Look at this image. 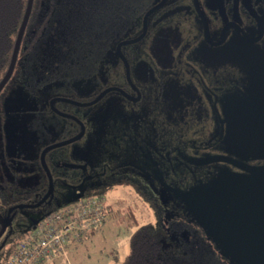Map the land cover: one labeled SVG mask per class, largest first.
I'll use <instances>...</instances> for the list:
<instances>
[{"label": "flooded vegetation", "instance_id": "flooded-vegetation-1", "mask_svg": "<svg viewBox=\"0 0 264 264\" xmlns=\"http://www.w3.org/2000/svg\"><path fill=\"white\" fill-rule=\"evenodd\" d=\"M167 1L147 16L146 32L141 41L148 31L154 28L151 24L149 27L150 15L165 6ZM188 1L189 11L184 13V20L188 24L186 28L190 33L178 39L171 56L154 53L156 49L146 50L147 59L143 62L144 81L133 77L132 55L134 54L123 52L121 48L125 45H122L120 51L129 69V77L126 76L125 64L116 52V45L123 40L116 41L110 49V53L116 56L123 66L124 72L119 75L120 82L113 85L105 83L99 92L86 101L73 99L70 97V92L75 89L78 79L86 81L91 75L85 77L81 69L78 73L79 69L75 67L64 69L66 68L64 66L58 69L57 64L51 65L49 59L42 58L39 50H34L31 58L21 61L24 65L17 70L20 74L11 75L12 79L10 77L2 88L0 97L8 92L6 88L12 85L14 79H17L16 88H19L20 92L21 90L26 92L35 106L30 109L6 111L7 109L1 108L0 103V194L12 200L7 210L0 205L2 219L7 216L12 218L0 236V264H3L6 254L16 242L14 229L18 226V221H14L17 210L28 208L15 207L20 205L17 203V198L30 194L38 195V199L29 204V206L34 205L49 193L51 185L52 191L49 197L39 206L29 207V209L43 205L50 207L57 187L75 188L84 184L86 176L83 171L86 170L87 164L81 163L79 154H77L76 162L73 160L67 162L62 153L54 151L80 140L85 135L87 116L73 114L71 112L73 107L75 106L78 110L88 109L113 92L127 103H139L145 94L152 98V95L156 94L153 87L159 82L160 77L162 78L164 74L166 76L171 71L177 74L183 64L191 67V71L194 70V75L190 77L203 78L212 75L217 80L227 77L237 79L240 90L233 91L230 95L237 94L236 97L240 98V108L232 106L230 110L226 101L228 97L224 95H229V92L224 94L223 91L215 92L216 95L221 94L222 110L220 112L215 109L205 110L203 122H199L198 125L204 126L209 131V140L214 144L205 148L204 158L197 157L200 152L195 146L190 149L189 155L195 161H200V164L219 163L217 165L224 167L210 166L211 169L194 176V182L190 183L196 198H201L202 192L207 195V200L199 203L201 210L204 211L205 226H196L194 230L195 226L178 219L170 223L171 230L179 242L196 233L202 237L213 238L221 254L226 251L218 242L207 220L226 214H240L243 218L249 214V217L255 218L253 220L257 219L256 223L252 222L253 225H249L244 221L241 223L242 227H247L250 231L253 227L256 236H264V226L258 223L260 220L258 217L262 216L264 219V0H219V4L216 0H209L212 8L210 13L206 10V1L197 0L200 12L195 8L194 0ZM150 8L138 17L141 18L138 35L143 31L142 20ZM194 24L196 28H193ZM232 43L233 45L230 46ZM52 51L50 48V56ZM58 61L56 59V62ZM78 62L79 60L75 61L76 64ZM63 70L67 72L64 73ZM93 75L97 76L95 73ZM98 79L99 82L100 78ZM108 88L112 89L97 102L86 106L81 105L92 102ZM138 95L139 99L134 100ZM239 109L241 112H238ZM124 110L126 109H122L121 114H132ZM11 117L15 118L10 119ZM82 126L84 131L81 136L62 144L64 141L77 137L81 133ZM234 130L235 141L230 140ZM69 132L73 133L66 135ZM227 143L231 145L230 149L225 148ZM41 155H43V162ZM134 167L131 166V168ZM62 168L70 170L67 172L68 175L64 174ZM114 168H119V165L111 169ZM135 169L139 177L136 183H145L148 173L143 166L135 167ZM68 179L76 183L69 184ZM59 183L65 186H59ZM173 195H177L175 190ZM192 204L196 206L195 202ZM11 208L13 209L8 213ZM27 229L22 228L21 232ZM262 254H264V245L249 258Z\"/></svg>", "mask_w": 264, "mask_h": 264}, {"label": "rangeland", "instance_id": "rangeland-1", "mask_svg": "<svg viewBox=\"0 0 264 264\" xmlns=\"http://www.w3.org/2000/svg\"><path fill=\"white\" fill-rule=\"evenodd\" d=\"M201 1H206V10L210 13L212 8L209 0ZM188 2L168 0L165 6L150 15L149 27L151 24L154 28L148 31L144 39L123 45V52L134 54L133 77L140 81L145 80L143 62L147 59V49H156L154 53L171 56L178 39L190 33L184 20V13L189 11ZM140 21L141 18H137L122 40L139 36ZM192 26L196 28L195 24ZM232 45L233 43L230 44ZM123 72L119 59L108 52L95 72L97 76L91 75L86 81L78 79L70 97L86 101L99 92L105 83L113 85L120 82L119 75ZM194 73L191 67L183 64L177 74L173 71L166 76L164 74L163 79L160 77L153 87L156 94L152 95V98L145 94L139 103H127L113 92L88 109L78 110L74 106L71 111L73 114L87 116L85 135L80 140L54 151L62 153L67 162H76L79 154L81 163L87 164L86 170L83 171L86 176L84 184L75 188L57 187L53 193L51 207L43 205L35 209L17 210L14 222L18 221V226L14 229V241L18 239L22 228L36 227L55 208L62 209L87 196L89 192H94L92 195L96 196L99 190H102L100 195L108 208L105 221L103 220L99 229L83 233L75 240L66 241L64 253L68 263L61 258L56 264H120L129 251L130 235L137 227L132 225L131 219L128 220L130 212L139 226L149 223L158 228L163 247L169 253L176 251L180 245L170 227L173 220L176 222L179 219L195 226L194 230L196 226H205L204 211L199 203L207 200V195L202 192V197L196 198L190 183L194 182V176L211 169L210 166H224L217 165L219 163L200 164V161H195L189 153L195 146L200 152L197 157L204 158L205 148L214 144L209 140V131L198 125L203 122L205 110H222L221 94L216 95L215 92H229V95H224L228 97L226 101L230 110L236 106L240 108V98L236 97L237 94L230 95L233 91L238 92L240 85L237 79L231 77L220 80L212 75L203 78L190 77ZM19 74L18 71L15 73L16 76ZM16 81L17 79H14L12 85L6 88L8 92L0 97L1 108L7 109L6 111L30 109L35 106L26 92H20V89L16 88ZM122 109L132 114H121ZM13 118L15 117L10 119ZM235 139L234 130L230 140ZM225 148L230 149L231 145L227 143ZM116 165H119V168L111 169ZM131 166H143L148 173L145 183H136L139 177L135 167ZM62 169L64 174L68 175L70 170ZM68 182L76 183L70 179ZM58 185L65 186L60 183ZM173 190L177 195H173ZM36 199L38 195H24L17 198V203L29 205ZM206 240L228 264H264V254L247 260L233 256L227 251L220 254L214 239L209 237Z\"/></svg>", "mask_w": 264, "mask_h": 264}, {"label": "trees", "instance_id": "trees-1", "mask_svg": "<svg viewBox=\"0 0 264 264\" xmlns=\"http://www.w3.org/2000/svg\"><path fill=\"white\" fill-rule=\"evenodd\" d=\"M158 1L33 0L12 76L24 65L22 60L32 57L34 50L41 51L42 58L49 59L51 65L57 64L58 69L75 67L85 77L93 75L115 42L122 40L137 18ZM26 6L27 0H0V79L8 68ZM11 204L12 200L0 194L1 206L7 210ZM130 219L137 227L130 235L129 251L120 264H228L206 238L197 234L180 240L179 248L169 253L163 247L158 228L149 223L139 226L132 212L128 214ZM24 235L20 233L3 264Z\"/></svg>", "mask_w": 264, "mask_h": 264}, {"label": "built area", "instance_id": "built-area-1", "mask_svg": "<svg viewBox=\"0 0 264 264\" xmlns=\"http://www.w3.org/2000/svg\"><path fill=\"white\" fill-rule=\"evenodd\" d=\"M101 197L87 195L48 213L25 232L6 264H49L59 254L68 263L64 243L97 229L103 222L108 208Z\"/></svg>", "mask_w": 264, "mask_h": 264}, {"label": "water", "instance_id": "water-1", "mask_svg": "<svg viewBox=\"0 0 264 264\" xmlns=\"http://www.w3.org/2000/svg\"><path fill=\"white\" fill-rule=\"evenodd\" d=\"M32 1L33 0H27V6H26V9H25V12L23 15L22 22H21L20 27H19L18 32H17V36L15 39V43H14V47H13V51L11 54V59H10L8 68H7L4 76L0 80V91L2 90L4 85L7 83V81L11 77L12 72L14 70V66H15V63L17 60L21 39H22L24 30H25V27L27 24V20L29 18V14L31 11ZM165 1L166 0H161L158 4H156L155 6L150 8L145 13L143 20H142L143 31L138 37L133 38L131 40H123L116 45V52L125 64L127 77H129L128 64H127L125 58L123 57V55L121 54L120 47L122 45H125V44L135 43V42L139 41L140 39H142V37L145 35V32H146L147 16L152 11H154V10L158 9L160 6H162ZM216 2L219 4V0H216ZM194 6H195L196 10L198 12H200V10L198 8V1L197 0H194ZM110 89H112V88H108V89H105L104 91H102L101 94H99L92 102L86 103V104H81V105L86 106V105H90V104L97 102ZM138 99H139V95L136 98H134V100H138ZM83 131H84V127L82 126L81 127V133L77 137L72 138V139L67 140V141H64V142H62V144L69 143V142L77 139L79 136H81L83 134ZM42 156L43 155H41V160L43 162ZM43 165H44V163H43ZM45 168H46V166H45ZM49 178H50V176H49ZM51 189H52V186L50 185L49 193L45 194V196L36 204L30 205V206L20 204V205H17L15 207H19V208L37 207L42 202H44L47 197H49L50 192L52 191ZM15 207H13V208H15ZM13 208H11L8 211V213ZM258 218L260 219L258 221L260 226H261V224H262V226H264L263 217L261 216ZM11 219L12 218H10L9 216H7L5 219H2V217L0 216V224H1L0 236L5 231L6 227L10 224ZM253 219H255V218L249 217V214H246L244 216V218H243V216H240V214L239 215H227L226 214V215H222L220 217L208 219L207 223L211 227V229L213 230L215 237L217 238L218 242L220 243V245L222 246V248L225 251H227L229 254H231L233 256H238L240 258L247 260V259H249V257L253 256L258 250H260L262 248V246L264 245V236L263 237L256 236L254 234L253 227L251 228V231L249 229H247V227H242L241 223H243L244 221H246V223H248L249 225H253L252 222H254V224H255L257 219L256 220H253Z\"/></svg>", "mask_w": 264, "mask_h": 264}, {"label": "crops", "instance_id": "crops-1", "mask_svg": "<svg viewBox=\"0 0 264 264\" xmlns=\"http://www.w3.org/2000/svg\"><path fill=\"white\" fill-rule=\"evenodd\" d=\"M31 228H32V227H31ZM31 228H30V229L28 228L27 230H24V231L21 232V233H25V232L31 230ZM32 229H33V228H32ZM64 248H65V245H64ZM61 258H63V257H61V255L59 254V255H57L55 258H53L52 261H51L49 264H56V261L59 260V259H61Z\"/></svg>", "mask_w": 264, "mask_h": 264}, {"label": "bare ground", "instance_id": "bare-ground-1", "mask_svg": "<svg viewBox=\"0 0 264 264\" xmlns=\"http://www.w3.org/2000/svg\"><path fill=\"white\" fill-rule=\"evenodd\" d=\"M28 21V20H27Z\"/></svg>", "mask_w": 264, "mask_h": 264}]
</instances>
